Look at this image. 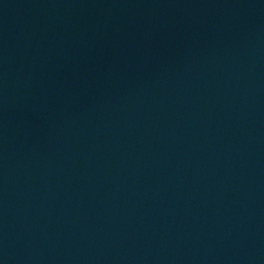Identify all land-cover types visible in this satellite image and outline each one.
<instances>
[{
	"label": "water",
	"instance_id": "95a60500",
	"mask_svg": "<svg viewBox=\"0 0 264 264\" xmlns=\"http://www.w3.org/2000/svg\"><path fill=\"white\" fill-rule=\"evenodd\" d=\"M0 264H264V0H0Z\"/></svg>",
	"mask_w": 264,
	"mask_h": 264
}]
</instances>
